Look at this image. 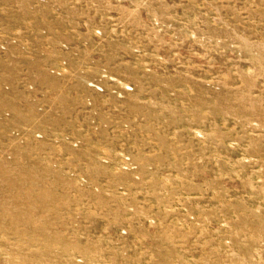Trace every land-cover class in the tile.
Returning <instances> with one entry per match:
<instances>
[{
    "label": "rangeland",
    "instance_id": "1",
    "mask_svg": "<svg viewBox=\"0 0 264 264\" xmlns=\"http://www.w3.org/2000/svg\"><path fill=\"white\" fill-rule=\"evenodd\" d=\"M0 264H264V0H0Z\"/></svg>",
    "mask_w": 264,
    "mask_h": 264
}]
</instances>
